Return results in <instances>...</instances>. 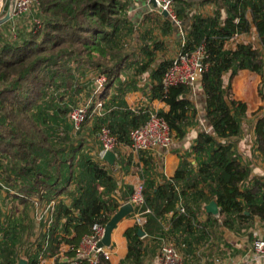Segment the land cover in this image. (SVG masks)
Instances as JSON below:
<instances>
[{"label": "trees", "instance_id": "obj_1", "mask_svg": "<svg viewBox=\"0 0 264 264\" xmlns=\"http://www.w3.org/2000/svg\"><path fill=\"white\" fill-rule=\"evenodd\" d=\"M136 1L39 0L40 27L35 25L25 34L24 30L6 33L5 26L11 21L14 24L13 19L19 17L0 24V169L5 173L3 178L0 174V183L9 191V186L17 189L12 197L29 206L33 201L28 195L34 194L43 203L72 187L70 205L58 199L53 225L42 237L48 246L43 249L40 245L37 256L54 255L62 243L69 247L67 253L72 256V249L92 225H105L127 199L126 194L119 193V182L104 164L84 150L78 134L88 124L90 131L86 130V136H97L102 127H108L120 145H129V132L143 124L153 111L149 106L139 110L127 107L123 96L136 91L149 103L164 104L165 110L155 111L168 124L175 144L184 145L190 131L202 120L210 129L206 132L198 127L170 179L157 181L154 158L139 157L144 189L141 212L149 210L142 215L141 230L155 247L162 239L171 241L183 253L186 263H198L200 249H205L211 238L208 221L216 220L227 231L239 232L249 230L256 218L264 220V177L252 175L249 162L235 154L233 140L240 135L247 113L246 105L232 98L230 85L241 70L259 75L264 83V0H201V4L215 5L208 15L196 11L190 15L197 5L194 0L175 2L177 20L189 18L178 52L191 53L199 46L204 49L206 68L197 91L201 115L191 99L190 88L175 85L164 89L161 80L172 59L164 50L166 43L155 38L153 29L147 28L138 35L133 53L126 51L127 41H133L130 37L134 29L126 13ZM138 1L147 6L145 0ZM159 16L156 13L154 18ZM169 20L158 21L163 27L161 36L171 32ZM252 32L256 34L257 46L237 43L234 48H226L232 39ZM69 59L77 67L90 66L87 70L90 69L93 82L97 75L106 77L103 91L87 97V115L77 130L68 116L76 108L74 99L84 92V85L67 69L65 62ZM62 73L64 82L58 81ZM145 74L147 81L140 85L139 79ZM242 79L235 84L238 97L245 91ZM110 90L113 95L107 99ZM259 95L263 98L261 91ZM97 100L102 102L100 112ZM55 102L64 104L57 106ZM252 116L253 151L264 162V110L260 108ZM55 137L70 145L54 149L51 144ZM44 147L48 154H41ZM60 165L66 178L50 171L55 168L57 173ZM60 179L64 185L58 188ZM212 200L218 204L217 219L203 209ZM178 203L185 208L184 215L176 214ZM171 211L173 216L166 229V215ZM138 230L134 224L124 232L127 253L117 264H144V257L152 253L138 237ZM14 231L13 227L4 229L0 222V264L19 262L13 243L18 233ZM223 248L218 249L220 254L228 249ZM37 256L28 264H39ZM99 264L111 262L102 259Z\"/></svg>", "mask_w": 264, "mask_h": 264}, {"label": "crops", "instance_id": "obj_2", "mask_svg": "<svg viewBox=\"0 0 264 264\" xmlns=\"http://www.w3.org/2000/svg\"><path fill=\"white\" fill-rule=\"evenodd\" d=\"M4 0H0V8L3 5ZM137 5V3L135 4ZM143 5V4H142ZM145 8L148 9L147 6L143 5ZM194 7V9H193ZM192 10L197 9V5L193 6ZM211 8V7H210ZM212 9V8H211ZM151 11V10H150ZM195 12V11H194ZM197 12V11H196ZM190 16V15H189ZM15 18V17H14ZM20 18V17H19ZM167 18L163 15L154 18L153 14L150 16L148 20H146L144 23H142L139 34L143 33V31L147 28L150 29H155V31H160L163 27H161V24L158 23V21L163 22V19ZM142 20V19H141ZM140 20V22H141ZM14 22L18 21V18L13 19ZM155 21L157 22V25H155ZM153 23V24H152ZM187 29V27H186ZM154 31V34H156ZM175 34V30L172 28L171 32L167 33L165 36H161L159 34V37H155L156 39L159 40H164L166 43L165 39H171V37ZM251 36L252 44L257 46V38L256 34L254 32L246 34ZM240 36H237L236 38L232 39L235 40L237 38H242ZM177 35L175 34V38ZM178 38V37H177ZM129 42V41H128ZM178 44L180 41L178 40ZM242 43V42H240ZM172 48H168L170 50L169 53L167 49V57H169V54H173L174 52L172 50H176L178 48L175 46L174 43H170ZM174 44V45H173ZM227 45V44H226ZM235 46L232 47H227L228 49L234 48ZM178 50V49H177ZM166 52V51H165ZM174 56H172L173 58ZM170 58V57H169ZM146 78H140L139 83L140 85H144L145 82L147 81V74H145ZM243 78V84L245 87L244 91V97H237V92L235 91V84L238 80H241ZM261 80V77L255 73H251L247 70H241L237 73L232 78V81L230 83L231 87L233 88V92L236 95V101H239L241 103H244L246 100V97L250 94L251 95V101H252V106H257L262 108L264 110V97L258 98V101L254 100V94H252V91L254 90L255 86L259 85V82ZM262 81V80H261ZM242 82V81H241ZM82 83V82H80ZM112 90H110L109 95L107 96V99H109L112 96ZM260 96V95H259ZM124 101L126 102V105L129 109L135 110L134 108L138 106L139 104H144V106H149L150 110H165V106L163 103L158 102V101H153L149 103V100L143 96V94L140 91L136 92H131L127 93L125 96H123ZM263 99V100H262ZM235 100V99H234ZM46 101V100H45ZM51 102H53L50 99ZM64 102H55V105L57 106H62ZM245 104V103H244ZM246 105V120L248 115L252 112L249 111L248 105ZM198 114L200 115V110L198 111ZM244 120L242 121V126H241V133L237 137V139H234V146H235V154L240 156V158L243 161L249 162V165L252 166V175L258 176V177H264V162L262 159L253 151V124H254V119H251V123L248 126L247 131L243 128ZM203 125L196 126L194 129H192L189 133V137L187 141L185 142L184 145H178L174 144L173 148L170 150H163V149H154L149 152L145 153H135L133 152L129 145H120L116 150L113 151L114 153V162L112 167L109 165L107 162L102 161L99 159L98 154L101 150V144L99 140L97 139V136H93L90 133V146L89 147H84V150H87L89 155L97 162L103 163L104 166L108 169V171L111 173L112 178L116 181L119 182V193H123L127 195V199L125 201H122V203L127 202L131 192L129 193L128 190H125L123 187H130L132 190L134 187L140 183L141 180V172H142V164L140 162V155H149L154 158V164H155V169L157 172L156 179L157 181H161L162 178L165 179H170L174 176L179 164H180V158L184 152H188V149L190 145L192 144V139L195 137V131L199 130ZM202 129V128H201ZM206 129V128H205ZM204 129V130H205ZM95 140L97 144H93L91 141ZM88 141V140H87ZM45 148V147H44ZM43 149V148H42ZM43 160L40 159L39 164H42ZM4 163V162H3ZM2 163V164H3ZM191 164H194L193 161H191ZM4 165V164H3ZM3 171V169H1ZM54 170V171H53ZM51 173L53 171V174H59L60 177L66 178L67 175H64V172H62V167L60 165V168L58 169L57 173L55 168L50 169ZM2 175V174H1ZM5 176V174H3ZM64 175V176H63ZM61 181L59 182V185L57 186L58 188H61L64 183L63 180L60 179ZM9 193L6 191H0V212H1V217H0V222L3 225V228L11 229V227L15 228V233H18L17 237L15 240H13V243L16 246V255L19 260L23 259L27 261V264L33 260L35 256H37V248L42 245L43 248V230H42V225H39L35 220H34V215H33V203L31 202V205H25L22 204L17 198L12 197L15 193V191H18L17 189H12L9 186ZM71 188H69L67 191L62 192L59 194L58 198L59 200L63 201L66 205H70V191ZM119 195V194H118ZM32 201L34 198H37L34 194L28 195ZM132 213H130L126 218L121 220L113 230L111 234V259L110 262L111 264H117L120 260L124 259L127 253V247H126V240L124 238V232L132 227L135 223L132 218ZM7 219V220H6ZM260 223H257L256 221L254 222V226L261 227L260 225H257ZM9 225V226H8ZM252 225V226H253ZM253 226V227H254ZM249 231V230H248ZM6 232V231H5ZM260 233L262 236H264V229L262 228ZM140 238V237H139ZM12 240L11 238H9ZM142 241H144V244H146L149 248L152 249V253L150 255H147L144 257V264H156V259H157V250L159 244L155 247L154 242H152L151 239L148 237L141 238ZM10 240L7 242L9 243ZM6 242V240H3L2 242ZM247 243V241H245ZM246 243L244 246L246 247ZM44 249V248H43ZM202 250H206L204 248H201ZM200 249V250H201ZM201 250V251H202ZM59 252L65 253V251L68 252L67 246H65L63 243L60 244L58 248ZM57 251V252H58ZM209 250H206L205 252H208ZM55 252V253H57ZM239 252L237 249L234 248H228L221 254L224 255L225 257H228L231 259L230 263H236V261H243V260H248L249 255L246 253L244 256L240 257L237 254ZM54 253V254H55ZM68 255V253H66ZM202 255V254H201ZM203 256V255H202ZM37 260L39 264H53L55 261V257L49 256L48 255H38ZM203 258V257H202ZM18 260V261H19ZM201 260V259H200ZM264 264V262L262 263Z\"/></svg>", "mask_w": 264, "mask_h": 264}, {"label": "built area", "instance_id": "obj_3", "mask_svg": "<svg viewBox=\"0 0 264 264\" xmlns=\"http://www.w3.org/2000/svg\"><path fill=\"white\" fill-rule=\"evenodd\" d=\"M148 7L152 8L158 14L162 15V12L167 13V18L173 22L180 23L174 13V4L177 1H193V0H145ZM9 8L8 13L11 18L21 17L25 13H30L35 11L39 13V0H15L14 4L11 5V0H8ZM21 15V16H19ZM40 27V19L36 20L32 24L29 31L33 29L34 26ZM183 41H181L182 43ZM204 49L199 46L191 53H179L175 58L172 59L171 65L165 71L162 77V84L164 89L175 86L183 85L191 89L192 94L195 92V87H198L199 81L201 80V75L206 68L204 64ZM106 84V77L104 75H97L94 78V91L93 95H98L101 93ZM97 111L102 110V102H97ZM87 113V106H78L73 108L69 113V121L73 125L74 129L77 130L83 123ZM210 129L206 128L205 131L208 132ZM97 139L101 144V150L98 154L99 159L103 160L105 153L112 152L120 147L117 142L116 136H114L108 127H102L100 132L97 134ZM129 147L130 149L139 154L142 152H149L154 149L170 150L175 144L173 135L169 129L168 124L158 116L156 111L148 113L147 120L133 128L129 132ZM114 154V153H113ZM2 191L8 192L0 183ZM8 190V191H7ZM143 181L138 183L127 202L121 203L120 207L129 204L133 208L132 218L134 223L141 229L144 223L142 220V215L149 213V210L141 212V208L144 206L143 197ZM59 198L51 199L47 202H40L38 198L33 200V215L34 220L42 225L43 235H48V232L54 222L55 208L58 203ZM119 207V208H120ZM176 214L184 215L185 208L181 203L176 206ZM173 216V211L166 215L167 223L165 224L166 229L168 228V221ZM64 220H62L63 222ZM260 223L264 229V220L255 219L254 222ZM253 222V224H254ZM252 224V225H253ZM254 226V225H253ZM251 228H254V227ZM251 229V243L249 245L248 241L246 243L247 251L249 255L248 260L236 261V263L231 264H262L264 262V236L260 233L261 230ZM105 231V225L94 223L89 231V233L83 235L78 243V245L72 249L73 255H67L65 253L57 252L53 256L55 261L53 264H99L102 259H111V242L108 247L99 246ZM48 237V236H47ZM146 235L140 237L144 238ZM48 246V241L43 242V248L46 249ZM67 246V245H65ZM68 250L69 247L67 246ZM156 264H198L195 262L186 263L183 253L176 247L171 241L160 240Z\"/></svg>", "mask_w": 264, "mask_h": 264}, {"label": "rangeland", "instance_id": "obj_4", "mask_svg": "<svg viewBox=\"0 0 264 264\" xmlns=\"http://www.w3.org/2000/svg\"><path fill=\"white\" fill-rule=\"evenodd\" d=\"M196 1L197 4V9L196 10H192V12L190 13V15L194 12H200L203 13L204 15H208L210 13H212L215 5H212V3H204L201 4L200 2H202L201 0H194ZM137 3V5L133 4V7L131 8V10H129L128 13H126V16L129 17V19L132 21L133 25H134V29H132V36L130 38H133V41H127V47L125 48L126 51L132 52L131 50L135 49L134 47H137V37L139 35V30L142 25V23H144L146 20H148L150 17L148 15L153 14L154 16L156 15L155 11H152L151 7L145 8L142 4H144L142 1H136L135 4ZM5 5H7V8L5 7ZM212 9H211V8ZM8 8H9V3H7V0L3 1V5L0 8V19H2L3 17H5L6 13L8 12ZM194 9V7H193ZM151 10V11H150ZM21 16V15H19ZM40 16L39 13H35V11H31L30 13H25L24 15H22L17 22H14V24H11V22H9V26L6 25L5 26V32L9 33V32H22L24 30V32H22L23 34L27 33L29 31V28H31L32 24L35 23L36 20H39ZM142 19V20H141ZM11 20V17L9 19V21ZM141 20V22H140ZM180 20V19H179ZM171 27L175 30V34L177 35V37L175 38V34L171 37V39H165L166 44H164V50L167 51L168 48H172L170 43H174L175 46H177L178 48H176V50H172L174 53L173 54H169V57L171 59L175 58L178 54L179 51V44L177 43L178 40L181 41L182 39V33H185V29L186 27L189 25V18L185 19L184 21H181V23H176L173 22L172 20H169ZM14 25V26H13ZM154 30L153 29V35L155 37H159V31H155L156 34H154ZM21 35V39H24ZM242 38H237L235 40H231L227 43V47H232L235 46L237 43H252L251 40V36L249 35H245L243 34L241 36ZM14 38V36H13ZM127 38V37H126ZM173 44V45H174ZM167 48V49H166ZM137 49V48H136ZM135 49V50H136ZM178 49V50H177ZM169 53L170 50L168 49ZM133 53V52H132ZM172 56H174L172 58ZM67 64V69H71L73 71V73H75V78L79 81L83 83V88L84 92L79 96H77V98H75V103H74V107L77 106H88L90 105L89 99H87V97L91 96V93L94 90V82L92 81L91 77H90V69L89 71L87 70L88 68H90V66H83V67H77V64L75 62H73L71 59H69V61L65 62ZM143 78H146V76H143ZM66 79V77L64 76V74L62 73L59 78L58 81L64 82ZM232 81V79H231ZM230 81V83H231ZM114 88V87H113ZM93 89V90H92ZM195 92L194 94L191 95V99L194 102V104L197 106V108L200 110V115L202 114L201 112V106L199 104H201V99L199 97V93L197 92L199 87H195ZM245 89V87H244ZM57 91V90H56ZM55 91V92H56ZM259 91L262 92L263 97H264V83H262V81L260 80L259 85L254 87V90L252 91V94H254V100L258 101L259 96ZM113 93V91H112ZM231 94H232V98L236 100V95L233 92V88L231 87ZM113 95V94H112ZM239 97H244V95L239 96ZM261 98V97H260ZM251 99V95L249 94L246 97L245 100V104L248 105L249 111L252 112L250 113L247 117L246 120H244V124H243V128L245 129V131H247L248 126L251 123V119H254V117L252 116L253 113L257 112L259 110V107L257 108V106H252V101ZM263 100V99H262ZM100 101V100H99ZM98 102V100H97ZM144 104H139L138 106H136L134 109L135 110H139L141 109V107H144ZM87 115V114H86ZM247 115V114H246ZM90 123V122H89ZM203 126H201L202 129L206 128V124L204 123V121L202 120L201 122ZM90 131V124H88L87 126H84V129H82L81 134H78L80 137L79 139H82V143H84V146L87 148L90 145V136H86V130ZM60 138V136H58ZM62 138V137H61ZM78 140V137H76ZM85 139V140H84ZM54 140H56L55 142H53L50 139V142L52 141L53 144H51L53 146L54 149H60L64 146H68L70 145V143L65 142V141H61L60 139H57L56 137L54 138ZM88 140V141H87ZM71 143L74 141H70ZM93 144H97V142L95 140L91 141ZM42 152L41 154H44V151L48 154V150L45 148H41ZM1 170V169H0ZM3 171H0V174H2V178L4 177L3 174H5L4 172L1 173ZM5 185V184H4ZM3 189H1L0 191H2ZM8 191V190H7ZM9 192V191H8ZM216 218V217H215ZM217 219V218H216ZM202 221L204 220V217L201 219ZM207 229L208 231H210V235L211 238L205 243L206 245V250H209L208 252H205L206 250H200L199 254L201 256V254L203 256H201L197 262L198 264H229L231 261V259H229L228 257H225L224 255L220 254L218 252V249L221 247H228V248H234L237 249L239 252L237 254H240L239 256L242 257V255L244 256L246 254L247 248L244 246V244L246 243L245 241H248L249 245L251 243V240H249V234L251 229L253 230H261L262 227H257L254 226V228H249L248 230H241V231H227V229L221 225V222H216L215 221H208V223H206ZM252 230V231H253ZM203 248V247H202ZM223 248V249H224ZM235 255L236 252L234 253ZM203 257V258H202ZM201 259V260H200Z\"/></svg>", "mask_w": 264, "mask_h": 264}, {"label": "water", "instance_id": "obj_5", "mask_svg": "<svg viewBox=\"0 0 264 264\" xmlns=\"http://www.w3.org/2000/svg\"><path fill=\"white\" fill-rule=\"evenodd\" d=\"M15 0H11V5L14 4ZM162 15L167 17V13L165 11L162 12ZM10 19L9 13L7 12L5 17H3L2 19H0V24L5 23L6 21H8ZM103 160L105 162H107L109 165H112L114 162V154L112 152H107L105 153ZM204 211L206 214L208 215H212L214 217L218 216L219 213V208H218V204L215 200L210 201L207 205H205L203 207ZM133 208L131 205L126 204L121 206L117 212L110 218V220L105 224V231H104V236L101 240V242L99 243V246H106L108 247L110 245L111 242V234L113 232V230L115 229L116 225L123 220L124 218H126L130 213H132ZM145 233L139 229L137 231V235L138 237L143 236ZM18 264H27L26 260H19Z\"/></svg>", "mask_w": 264, "mask_h": 264}]
</instances>
